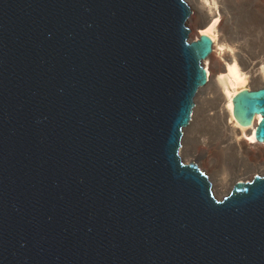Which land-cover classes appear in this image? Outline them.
I'll return each mask as SVG.
<instances>
[{"label": "water", "instance_id": "obj_1", "mask_svg": "<svg viewBox=\"0 0 264 264\" xmlns=\"http://www.w3.org/2000/svg\"><path fill=\"white\" fill-rule=\"evenodd\" d=\"M194 11L0 0V264H264V174L218 197L181 154L213 52ZM233 106L264 145V86Z\"/></svg>", "mask_w": 264, "mask_h": 264}, {"label": "bare ground", "instance_id": "obj_2", "mask_svg": "<svg viewBox=\"0 0 264 264\" xmlns=\"http://www.w3.org/2000/svg\"><path fill=\"white\" fill-rule=\"evenodd\" d=\"M187 3L195 9L193 17L190 18V26L192 33L197 28H201L197 32V37L206 35L213 41V52L211 58L217 57L218 65L213 69L204 64L206 69L208 83L205 88L209 89L206 98L218 99V106L214 116L225 131V141L221 144L215 145V148L228 147L234 145L240 152L245 154L248 159L264 164V145L256 141V128L261 122L262 116H258L251 123V127L245 132V126L237 124L233 121V100L235 96L244 90L258 89L264 86V49L262 46L263 34L258 33V37L254 40V51H249L245 43H230L225 39L220 38L221 27L224 26L226 15L212 6L208 5L209 0H186ZM211 1V0H210ZM219 1V0H212ZM256 1V0H255ZM219 4V2H218ZM259 7L264 9V1L259 2ZM200 6L201 9H198ZM223 6V5H222ZM192 8V9H193ZM193 9V10H194ZM219 9V8H218ZM205 10V21H199V15ZM223 21V22H222ZM188 22V24H189ZM206 26L204 29L202 27ZM222 36V35H221ZM193 38V39H195ZM258 44V45H257ZM254 84H259L257 87ZM212 95V97H211ZM194 125L191 122L190 127ZM185 136V135H184ZM187 150V146L182 148V151ZM189 155L194 159H201L206 166L212 164L206 154L213 152L214 148L209 149L202 154L196 151V147L188 148ZM211 152V153H212ZM241 182L245 178H239L235 182ZM226 182V179H222ZM230 188L222 185L219 190L221 194L228 193Z\"/></svg>", "mask_w": 264, "mask_h": 264}, {"label": "rangeland", "instance_id": "obj_3", "mask_svg": "<svg viewBox=\"0 0 264 264\" xmlns=\"http://www.w3.org/2000/svg\"><path fill=\"white\" fill-rule=\"evenodd\" d=\"M263 1L219 0L213 3L212 0H209V6L226 15V24L221 27L220 38H226L225 40L230 43H245L249 51H254V40L259 36L258 33L264 35V9L259 7V2ZM198 9L202 10L200 6ZM199 16L200 22L205 21V10ZM188 25L190 26V22ZM199 29L201 28L193 31L192 39L197 36ZM262 46L264 49V36ZM216 65H218L217 57L211 58L208 67L213 69ZM257 85L259 86V84H254L255 87ZM208 92H210L209 89L203 88L197 97L192 119L194 125L190 127V135L184 136L182 145V148L187 146V150L181 151V154L185 162H195L209 176L214 184L216 195L222 197L226 194H221L219 191L222 185L230 188L229 186H232L234 181L239 178H245L241 181H250L255 175L264 174V164L248 159L234 145L215 148V145L225 141V131L216 118L213 115L210 116L217 109L218 99L216 95L214 98L207 99ZM193 146L196 147V151L202 154L214 148L212 153L207 152L208 154H206L212 160L210 166H206L201 159H191L188 148ZM223 178L226 179V182L222 181Z\"/></svg>", "mask_w": 264, "mask_h": 264}]
</instances>
